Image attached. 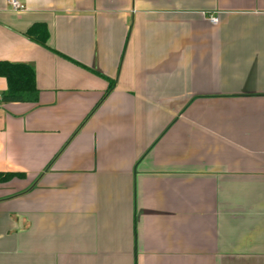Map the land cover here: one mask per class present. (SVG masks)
<instances>
[{
  "label": "crops",
  "instance_id": "0c3cea01",
  "mask_svg": "<svg viewBox=\"0 0 264 264\" xmlns=\"http://www.w3.org/2000/svg\"><path fill=\"white\" fill-rule=\"evenodd\" d=\"M20 2L0 61L40 93L0 99V264H264V0Z\"/></svg>",
  "mask_w": 264,
  "mask_h": 264
},
{
  "label": "trees",
  "instance_id": "16d2710c",
  "mask_svg": "<svg viewBox=\"0 0 264 264\" xmlns=\"http://www.w3.org/2000/svg\"><path fill=\"white\" fill-rule=\"evenodd\" d=\"M28 34L43 46H47L48 31L45 25L39 26L37 30H29ZM0 76L5 77L8 82V87L1 96L4 102H36L38 100L40 90L36 72L29 64L0 61ZM114 84V81H110L102 99L112 91ZM4 178H7V175Z\"/></svg>",
  "mask_w": 264,
  "mask_h": 264
},
{
  "label": "built area",
  "instance_id": "2783aa9c",
  "mask_svg": "<svg viewBox=\"0 0 264 264\" xmlns=\"http://www.w3.org/2000/svg\"><path fill=\"white\" fill-rule=\"evenodd\" d=\"M7 1H8V4H10L12 8L16 11H21L25 9V5L22 4L20 0H7ZM210 19L212 20V22L218 21L217 17H211ZM0 99H1V95H0Z\"/></svg>",
  "mask_w": 264,
  "mask_h": 264
}]
</instances>
